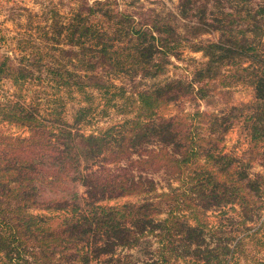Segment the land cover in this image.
<instances>
[{
  "label": "trees",
  "instance_id": "16d2710c",
  "mask_svg": "<svg viewBox=\"0 0 264 264\" xmlns=\"http://www.w3.org/2000/svg\"><path fill=\"white\" fill-rule=\"evenodd\" d=\"M90 1L53 10L16 39V56L0 52V264H231L248 233L208 212L232 210L243 229L264 210V173L253 171L264 170V0H179L192 33L218 39L194 45L204 60L190 79L144 86L136 78L164 76L186 45L180 26ZM239 86L251 97L235 104ZM33 87L45 96L28 100ZM110 110L123 119L86 131ZM236 126L242 156L226 146Z\"/></svg>",
  "mask_w": 264,
  "mask_h": 264
},
{
  "label": "rangeland",
  "instance_id": "374dc122",
  "mask_svg": "<svg viewBox=\"0 0 264 264\" xmlns=\"http://www.w3.org/2000/svg\"><path fill=\"white\" fill-rule=\"evenodd\" d=\"M81 1L83 0H0V52H10L12 56H16V50L14 48L18 37H21L22 34L24 36L34 34L39 26H48L49 23H47L46 18L50 16L53 10H57L62 16H66ZM178 5L179 0H120L119 8L163 16L178 24L180 26L179 31L182 33L181 40L183 44H186L180 47L178 56L170 57V63L167 66L164 76L158 78H136L135 82L143 86L150 85L154 81L163 80L164 78L184 77L190 79L195 66L199 61L204 60L203 53L195 51L193 49L194 45L218 39L219 35L217 33H202L196 37L189 27L193 21L180 16ZM123 81L130 82V85L133 84V82L127 79ZM3 86L4 92L7 91L6 93L8 95L14 92V86L11 81L4 80ZM231 90V100L235 104L248 101L251 97L250 89L239 86ZM4 95L7 94L4 93ZM32 96H45V93L42 92V88L33 87L32 91H29L28 100ZM97 103L101 104L100 97H98ZM222 103H219L218 106H208L202 102L200 107L206 110H214L216 108H227L233 104ZM79 105L80 103L77 99L67 102L65 106V117L69 122H73L75 112ZM187 107L193 109L194 105L187 104ZM122 119L123 117L120 113L115 110H110L109 115L104 117L98 116L95 125L87 127L86 131H94L96 128L109 126ZM5 128L9 130V125H5ZM10 130L13 132H22V130H18L15 127H10ZM226 146L229 152L238 156H242L248 149V139L240 126H236L227 135ZM253 171L264 173V170L259 164H255ZM155 177L159 180L162 188L167 187L168 182L163 179L161 174L155 175ZM262 195L264 197V193ZM130 200H133V198L126 197L111 203H123ZM259 214V216L255 217L254 221L247 222L242 229L243 226L241 228L238 226V222L240 221L239 217L232 210L226 208L224 212L220 210L208 212L209 220L213 225H220L221 228L231 230L233 233L237 231V234L240 236H243L244 232L248 233L247 237L244 238L242 250L232 260L231 264H256L253 258L264 261V210H261ZM117 253L123 256L133 254L135 257L142 258L141 253L136 252V250L129 251L119 248Z\"/></svg>",
  "mask_w": 264,
  "mask_h": 264
}]
</instances>
